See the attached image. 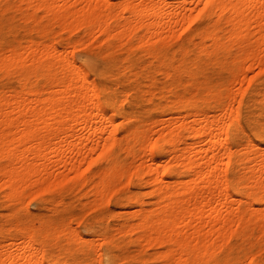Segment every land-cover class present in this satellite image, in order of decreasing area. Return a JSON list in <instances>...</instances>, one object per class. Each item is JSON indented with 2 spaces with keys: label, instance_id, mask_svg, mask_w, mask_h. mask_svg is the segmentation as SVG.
<instances>
[{
  "label": "bare ground",
  "instance_id": "6f19581e",
  "mask_svg": "<svg viewBox=\"0 0 264 264\" xmlns=\"http://www.w3.org/2000/svg\"><path fill=\"white\" fill-rule=\"evenodd\" d=\"M13 1L0 13L25 8L28 34L0 29V264H124L114 248L127 233L162 247L135 264H264V252L221 256L249 223L264 243V0ZM50 14L63 42L32 25ZM122 146L142 160L128 174ZM77 190L101 199V217L50 215Z\"/></svg>",
  "mask_w": 264,
  "mask_h": 264
},
{
  "label": "rangeland",
  "instance_id": "374dc122",
  "mask_svg": "<svg viewBox=\"0 0 264 264\" xmlns=\"http://www.w3.org/2000/svg\"><path fill=\"white\" fill-rule=\"evenodd\" d=\"M51 1H54V0H51ZM117 1V0H115ZM141 0H133V2L135 3H138L140 2ZM14 2V1H13ZM19 2L16 0L14 2V4H18ZM61 3V2H60ZM23 6V5H22ZM18 10V11H17ZM15 11L14 10H6L2 13H0V29L1 27H5L9 22H12L16 28H18L20 30V36L21 37H25L27 36V32L24 28V25H25V20L23 18V12L25 11V8H21V10L19 11V9H17ZM128 16V14H127ZM131 18V22L134 21V17L133 15L132 16H129ZM40 18L37 17L35 20H33L32 22V25L35 28H42L44 27L46 29L45 33L43 34V38L47 37V36H54L56 37L57 41L59 42H63L65 40V37H67V32H62L60 31L59 29V24H60V19L59 20H55L53 19V15H48L47 17L45 18H42V20H39ZM128 19V18H127ZM130 20V19H129ZM7 23V24H6ZM4 25V26H3ZM77 33L79 31H76ZM177 32V31H176ZM175 37L171 38V41L169 43L171 44H175L176 42H178L179 40L178 39H174ZM174 39V40H173ZM96 43V42H93V44ZM123 43V42H121ZM91 45V47H81L79 49H76L75 50V58L78 59V56L81 55V53H86V52H92L94 49H90L92 48V46L94 47L95 45ZM240 49L237 48V47H234L233 48V51H236V52H240L239 51ZM116 51V52H115ZM114 55L117 57V58H121L119 60H122L120 61V65L119 67L123 70L124 67L126 65V59H129L128 58V52L119 47V48H116L114 50ZM239 55V54H238ZM104 56V54H103ZM123 57V58H122ZM139 58H141V60H145L144 62H147V61H151L153 60V56L148 54V53H145L144 51L140 52L139 53ZM148 63V62H147ZM248 64V62H247ZM124 66V67H123ZM209 66V65H208ZM207 65L205 67H208ZM228 72H230L231 70H239V68H227L226 69ZM258 67H254L253 68V71H251L249 74L250 76H253L256 74V72L258 71ZM228 72L224 73L225 75L228 74ZM217 75V72L214 71V72H211L210 73V78L211 80H213L215 78V76ZM160 81H161V85L164 84L165 80H166V77L165 75H162V74H157L156 75ZM165 78V79H164ZM6 78H3L1 77L0 78V82L1 83H6ZM135 84L137 85L138 84V81L135 82ZM239 84H237L236 86L238 87ZM246 83L243 84V86H245ZM184 89L183 86L180 87V91L182 92ZM158 94V92H156ZM156 94V95H157ZM149 96V95H147ZM211 112H209L210 114ZM161 114H156L154 115L153 119L150 121V122H146V126H144V128L147 129V131L150 130V133L149 135L152 133L154 135V130H157V127L156 125L159 124V122H154V120L158 119L160 117ZM151 138V137H150ZM148 138V139H150ZM132 150L127 147L125 148V146H122V147H118L117 149V154L121 157V158H114V160L116 162H120L122 163L126 168H124V166L122 165L121 169L120 170H126L127 171V174L132 171L134 169V167L140 163V161H142L140 158H131L132 156ZM95 154V153H94ZM160 161L162 163H165L167 160H172V158L170 157H163V158H159ZM54 160H57V158H50L49 161H54ZM224 163V162H223ZM64 168V167H63ZM62 169V168H61ZM79 170L82 172L83 175H89L91 173V170H90V167L88 165V162L85 161L83 162L80 167H79ZM75 172L72 170V171H69L67 172L66 170L62 169L59 174H67V176H73ZM0 178H3L2 176V172H0ZM74 178V177H73ZM127 183V179L125 176H121L119 178H115V182L113 183V186L114 187H123L125 186ZM149 187H146L145 190H147ZM124 188H120L118 191H121L123 190ZM134 189V188H133ZM83 190H77L76 191H73L71 192V194L69 195V200L70 201H67L64 204L61 205V208L59 211H57L56 213H51L50 215H54L56 217H58L59 220H62V219H65L66 221L70 222L72 225H75L77 222H78V219H81L82 217H86V216H93V217H101L102 216V211L105 209V206L104 205H99L101 199L100 198H91V197H88L83 193H81ZM85 195V196H84ZM75 197V198H74ZM145 198L148 199L149 196L148 195H145ZM58 200H60L59 197H57ZM72 199V200H71ZM23 202V203H22ZM89 202V204H88ZM97 204L95 206H98L99 207H94L96 209L94 210H91L89 211L88 208L89 207H86L88 205H90L91 207L89 209H93V204ZM20 204H23V206H27V208L30 210V211H34L35 210V206L31 203V201L28 199V197H24V200H22L21 202L19 201V203H17V205L19 206ZM29 204V205H28ZM109 205V206H108ZM107 207L109 209H113L114 207L110 204H108ZM22 205H20L19 207L20 208H23ZM25 208V209H27ZM116 210H119L118 207L115 208ZM0 212H6V211H1ZM0 213V214H1ZM87 213V214H85ZM85 214V215H84ZM32 217L34 216V213L32 212L30 214ZM29 215V216H30ZM84 215V216H82ZM24 217L27 216V215H23ZM69 217H71L69 219ZM81 217V218H80ZM2 218V217H0ZM70 220V221H69ZM77 221V222H76ZM80 221V220H79ZM79 223V222H78ZM77 223V224H78ZM250 224V225H249ZM248 224V229H247V233L245 235V232L244 233H238L236 235H234L231 239V241L227 242L226 244H224V249L221 253V256H227V254H239L242 259L244 260H249V259H245V258H250L251 256H261L264 252V243H261V241H259L258 239V231L256 229H254V224L253 223H249ZM76 226V225H75ZM253 227V228H252ZM250 229L251 232H250ZM249 230V231H248ZM115 238H117L120 234L115 232ZM132 234L130 233H127V238L124 239V240H117L116 242V247L117 248H114V250L116 251L118 257V262L117 263H124V264H135L133 261H132V258H134L137 254V251L139 249H146L148 254L152 253L153 251L155 250H158V249H161L162 247H148V246H141V247H136L134 244H132L130 241L132 240ZM230 243V244H229ZM228 249V250H226ZM228 252V253H227ZM251 255V256H250ZM248 256V257H247Z\"/></svg>",
  "mask_w": 264,
  "mask_h": 264
}]
</instances>
